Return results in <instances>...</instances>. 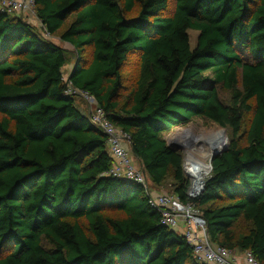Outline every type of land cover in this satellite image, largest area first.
<instances>
[{
    "label": "trees",
    "instance_id": "trees-1",
    "mask_svg": "<svg viewBox=\"0 0 264 264\" xmlns=\"http://www.w3.org/2000/svg\"><path fill=\"white\" fill-rule=\"evenodd\" d=\"M34 3L45 33L64 27L59 39L76 52L67 82L128 136L152 187L169 178L170 194L199 211L211 243L264 264V0H174L171 17L163 16L168 0ZM189 31L197 32L193 48ZM132 56L137 78L120 102ZM66 62L63 48L0 11V264H204L161 224L141 186L105 176L106 136L66 93ZM218 87L231 91V104ZM194 118L230 136L190 198L168 136Z\"/></svg>",
    "mask_w": 264,
    "mask_h": 264
},
{
    "label": "built area",
    "instance_id": "built-area-1",
    "mask_svg": "<svg viewBox=\"0 0 264 264\" xmlns=\"http://www.w3.org/2000/svg\"><path fill=\"white\" fill-rule=\"evenodd\" d=\"M0 11L23 18V15L35 13V3L34 0H0ZM65 84L66 93L79 97L86 103L90 123L106 136L107 151L112 163L105 176L124 178L141 186L149 205L160 213L161 224L175 232H180L178 235L185 238L187 244L192 247L193 255L198 261L204 264H237L238 253L211 243L205 221L193 205L183 204L172 194L154 191L145 171L142 167L135 166L132 156L130 157L128 136L106 119L104 111L97 106L94 98L87 92L73 89L67 80ZM187 166L188 162L183 163V170L190 176ZM210 171L209 167L205 178ZM191 184L188 196L196 198L203 184L199 188L194 187L193 181ZM240 255L244 264H258L250 252L245 251Z\"/></svg>",
    "mask_w": 264,
    "mask_h": 264
},
{
    "label": "rangeland",
    "instance_id": "rangeland-1",
    "mask_svg": "<svg viewBox=\"0 0 264 264\" xmlns=\"http://www.w3.org/2000/svg\"><path fill=\"white\" fill-rule=\"evenodd\" d=\"M135 11L136 10H134V12ZM134 12H132L129 15L134 14ZM173 12H174V0H168L167 8L165 11H163V16L171 17ZM22 17L24 19L31 20V23L34 25L35 30L42 37L48 39L55 45L60 46L66 51L67 62L64 68L62 69L63 78L66 81L69 76V73L73 70V68H75L77 59H76L75 50L69 44L62 42L59 39V36L62 33L64 27H62L61 31L57 32L55 35L49 36L45 33L40 22L37 20L35 13L33 15L31 14L23 15ZM70 21L67 22V26ZM188 36H189L190 46L193 48L196 43L197 32L189 31ZM90 59H91V48L85 47L80 65H82L83 67H87L88 63L90 62ZM137 74H138L137 56L129 57L127 61L125 62L122 68V71H121L122 89L119 94L120 102L123 101L127 93L134 87ZM239 79H240V76L238 74V82H239ZM237 88L238 89L240 88L239 84L237 85ZM217 91H218V96L222 103L226 105L231 104V91L225 90L222 87H218ZM77 99H79V97L76 98V100ZM251 116H252V111L246 112L244 114V119H243V131L244 132L247 129ZM221 131L224 133V136L226 138V143L228 145L229 136H230L229 132L226 129H223L219 127L217 124L207 119H204V118H194L189 124L181 125L170 131V134L168 136V141L173 148H175L177 151L181 153L183 157V163L189 162L190 164L191 162H194V163L200 164L201 174L199 176L198 182H200V180L203 182L205 181L206 178L204 176L209 171V167H208L209 159H210V156L212 155L211 153V155L204 157L202 154L205 153L204 150L212 149V147H214L213 145L218 140L213 139L211 136ZM243 140L244 138L242 135V141ZM130 157H131V154H130ZM185 175L191 180V183H192L195 177L193 176L192 178L191 176L186 174V172H185ZM170 183L171 181L168 178L165 184L163 185V187L160 189L161 193H166V194L171 193L170 186H169ZM111 216L117 218V217H120V214L114 212V213H111ZM81 223L83 222L81 221ZM235 228L239 232H245V225L241 221H238L236 223Z\"/></svg>",
    "mask_w": 264,
    "mask_h": 264
},
{
    "label": "bare ground",
    "instance_id": "bare-ground-1",
    "mask_svg": "<svg viewBox=\"0 0 264 264\" xmlns=\"http://www.w3.org/2000/svg\"><path fill=\"white\" fill-rule=\"evenodd\" d=\"M211 137L213 139L218 140V141L215 142V144L213 145L214 147H212V149L204 150L205 153L202 154L204 157L209 156V155H211V153L213 154L215 151L222 149L223 146L226 144V138H225L224 133L222 131L212 135ZM187 171L192 178H193V176L195 177L193 179L194 187L199 188L203 184V181H201V180H200V182H198L199 176L201 174L200 164L194 163V162H191L189 164V162H188Z\"/></svg>",
    "mask_w": 264,
    "mask_h": 264
},
{
    "label": "crops",
    "instance_id": "crops-1",
    "mask_svg": "<svg viewBox=\"0 0 264 264\" xmlns=\"http://www.w3.org/2000/svg\"><path fill=\"white\" fill-rule=\"evenodd\" d=\"M22 20H24L25 22H27L28 24H30V25H32V26H34L32 23H31V20H29V19H24V18H22ZM76 105H77V107L81 110V111H87L88 110V107H87V105H86V103L82 100V99H77L76 100ZM128 149H129V151H130V145L128 146ZM132 159H133V161H134V164H135V166H137V167H141V165H140V163L137 161V160H135L133 157H132ZM160 190V188H155L154 189V191L156 192V193H161V190ZM177 234H180V232H176ZM240 254V253H239ZM239 256V258H237V264H244L243 263V260L241 259V255H238Z\"/></svg>",
    "mask_w": 264,
    "mask_h": 264
},
{
    "label": "water",
    "instance_id": "water-1",
    "mask_svg": "<svg viewBox=\"0 0 264 264\" xmlns=\"http://www.w3.org/2000/svg\"><path fill=\"white\" fill-rule=\"evenodd\" d=\"M173 149H175V148H173ZM226 149H227V143L225 144V146L222 148V149H220V150H218V151H215L211 156H210V159H209V167H210V169H211V161L214 159V158H216L217 156H219V155H221L223 152H225L226 151ZM176 150V149H175ZM203 189V188H202ZM202 189H201V191H202Z\"/></svg>",
    "mask_w": 264,
    "mask_h": 264
}]
</instances>
